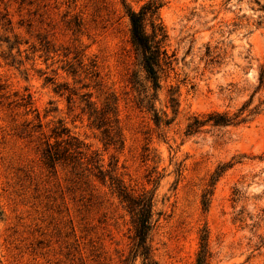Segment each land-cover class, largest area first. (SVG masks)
Returning a JSON list of instances; mask_svg holds the SVG:
<instances>
[{"label":"rangeland","instance_id":"obj_1","mask_svg":"<svg viewBox=\"0 0 264 264\" xmlns=\"http://www.w3.org/2000/svg\"><path fill=\"white\" fill-rule=\"evenodd\" d=\"M149 1L0 0V264H125L129 256L131 215L96 170L44 164L59 121L104 169L118 160L129 188L154 192L158 264H196L204 229L211 264H264V0H163L173 64L155 107L172 116L177 97L168 127L137 107L130 83L145 72L127 7ZM112 95L119 150L104 146L83 111V99L99 109ZM245 105L254 112L247 122L186 136L195 116Z\"/></svg>","mask_w":264,"mask_h":264},{"label":"trees","instance_id":"obj_2","mask_svg":"<svg viewBox=\"0 0 264 264\" xmlns=\"http://www.w3.org/2000/svg\"><path fill=\"white\" fill-rule=\"evenodd\" d=\"M163 5V0H151L141 6L139 10L127 7V14L130 18L133 45L141 55V66L145 76L137 80L135 74L132 75L130 83L132 89L138 93L137 107L145 109L153 114V120L158 126H170L178 112V99L171 93L169 113L160 112L155 107L158 99V89L161 88L162 76L173 64L172 56L168 52V33L160 21L159 9ZM264 74L261 76L263 83ZM154 90L153 93H150ZM90 98L91 94H84ZM85 100L83 111L88 113L89 119L96 129L101 131L102 140L106 147L112 146L122 149L125 146L124 134L118 116V99L115 96L108 97L102 108H97L95 102ZM69 101H72L70 96ZM248 105L242 107L237 113L230 115L227 111H214L207 114L205 118L195 116L188 126H186V136H193L201 132L202 127H226L237 126L247 122L253 111L247 110ZM54 141L47 138L44 141L42 157L44 164L50 168H56L58 164H68L76 169L86 167L91 171L102 184L108 185L112 194L116 195L125 209L130 213L133 223V234L130 236L132 247L129 256L125 259V264H136L141 259V264H158L153 255L151 243V232L154 228V192L142 189L139 192L129 188L123 178L117 173L118 160L112 161L107 169L99 163L95 152L89 146L76 137L61 121L53 129ZM230 166L225 165L218 169L211 178L210 186H213L220 178L225 169ZM209 193V192H208ZM206 199V198H204ZM207 200V199H206ZM204 200L205 207L207 206ZM196 264H211V253L208 243V233L206 229L200 234V249L197 252Z\"/></svg>","mask_w":264,"mask_h":264}]
</instances>
